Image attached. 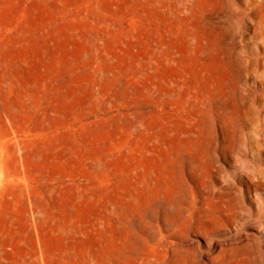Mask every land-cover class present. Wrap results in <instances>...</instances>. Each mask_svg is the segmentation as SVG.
Returning a JSON list of instances; mask_svg holds the SVG:
<instances>
[{"label":"rangeland","instance_id":"obj_1","mask_svg":"<svg viewBox=\"0 0 264 264\" xmlns=\"http://www.w3.org/2000/svg\"><path fill=\"white\" fill-rule=\"evenodd\" d=\"M0 264H264V0H0Z\"/></svg>","mask_w":264,"mask_h":264}]
</instances>
